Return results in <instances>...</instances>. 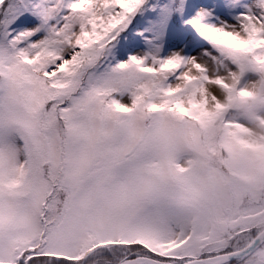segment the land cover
<instances>
[{
    "label": "snow or ice",
    "instance_id": "6c2138e0",
    "mask_svg": "<svg viewBox=\"0 0 264 264\" xmlns=\"http://www.w3.org/2000/svg\"><path fill=\"white\" fill-rule=\"evenodd\" d=\"M0 264H264V0H0Z\"/></svg>",
    "mask_w": 264,
    "mask_h": 264
}]
</instances>
